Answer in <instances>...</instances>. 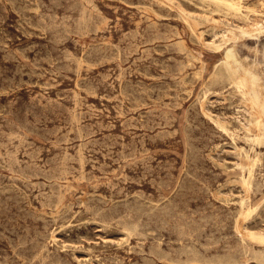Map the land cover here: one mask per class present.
I'll list each match as a JSON object with an SVG mask.
<instances>
[{
  "label": "rangeland",
  "instance_id": "374dc122",
  "mask_svg": "<svg viewBox=\"0 0 264 264\" xmlns=\"http://www.w3.org/2000/svg\"><path fill=\"white\" fill-rule=\"evenodd\" d=\"M225 1L0 0V264H264L239 230L264 234V143L225 61L264 64L239 32L264 0Z\"/></svg>",
  "mask_w": 264,
  "mask_h": 264
},
{
  "label": "bare ground",
  "instance_id": "6f19581e",
  "mask_svg": "<svg viewBox=\"0 0 264 264\" xmlns=\"http://www.w3.org/2000/svg\"><path fill=\"white\" fill-rule=\"evenodd\" d=\"M210 1L215 2V3H220V4L222 3V4H225L227 7L233 8V5L228 3L225 0H210ZM234 8H236V7L234 6ZM236 10L241 12L240 7H237ZM235 13H237V12H235ZM240 14L242 16H244V18H245V15L243 13H240ZM244 18H243V20L245 22V27L251 26V29H252V26H254L253 29L255 30V32L256 31H258V32L256 34H254L255 32L254 33L252 32L253 33V35H252V34H249L250 28L249 29L242 28V29H239L240 30L239 32L242 36H249V37L255 36L258 38V37H260V35L264 34V24L263 23H260L258 21H251L249 17L247 19H244ZM254 30H252V31H254ZM235 34H238V33H234V35ZM236 37L237 36L235 35V38ZM233 38H234V36L231 39H233ZM238 38H236L235 40L237 41ZM259 39H258L259 42H261L262 39L261 38H259ZM232 41H234V39ZM242 45H243V43H242ZM234 46L236 47V50L234 48H233L234 50L228 48V49H226V50H228L227 53L225 52L226 54H228V56L225 60L226 64H227L226 66L228 67V74L231 75L230 77L233 76V77L239 78L243 85L246 84V86L249 87L250 93H251V98H250L249 103H250L251 107L254 109V121H255L254 127L258 131L256 138H255V141L258 143H264V64H263V62L260 61V55L258 54L260 51L257 49V46H256V48H255V50L257 52L256 57L252 61H249L248 57H246V56L243 59H242V57H240L241 59L239 58V56L237 57L236 52H237V50H239V48H238V45H234ZM263 48H264V46H263ZM218 69H219V67H218ZM233 77H232V79H233ZM258 155L260 156V154H258ZM248 156H249V154H248ZM250 172H251V170H250ZM243 185L248 191V189L250 187V179L249 178H243ZM241 215L244 218L247 217V213H245V212L244 213L242 212ZM239 230L241 231V234L243 236H247L251 240L260 241V243L264 245V234H258V233L256 234L254 232L241 230V228H239ZM261 254H263V253H261ZM256 258H257V256H256ZM256 258H254V259H256ZM263 259H264V257L260 260V262L261 261L264 262Z\"/></svg>",
  "mask_w": 264,
  "mask_h": 264
}]
</instances>
